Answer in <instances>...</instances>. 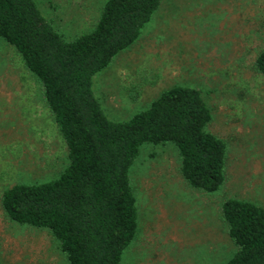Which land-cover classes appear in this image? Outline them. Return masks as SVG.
Listing matches in <instances>:
<instances>
[{
  "label": "rangeland",
  "instance_id": "obj_1",
  "mask_svg": "<svg viewBox=\"0 0 264 264\" xmlns=\"http://www.w3.org/2000/svg\"><path fill=\"white\" fill-rule=\"evenodd\" d=\"M68 39L90 31L106 0H35ZM264 0H161L139 37L93 77L114 120H127L172 85L196 87L212 110L208 130L226 141L224 183L205 192L182 177L172 142L141 146L130 171L138 210L121 264H224L232 256L221 205L264 206ZM67 163L39 82L0 38V264H67L46 229L18 224L1 206L7 186L55 178Z\"/></svg>",
  "mask_w": 264,
  "mask_h": 264
},
{
  "label": "trees",
  "instance_id": "obj_2",
  "mask_svg": "<svg viewBox=\"0 0 264 264\" xmlns=\"http://www.w3.org/2000/svg\"><path fill=\"white\" fill-rule=\"evenodd\" d=\"M160 1L106 0L94 27L68 39L35 0H0V38L39 82L67 157L55 178L4 188L1 206L50 232L67 264H121L138 227L130 171L143 144L172 142L197 190L225 181L226 141L208 130L212 110L198 88L172 85L127 120L110 118L94 93V75L139 37ZM254 66L264 75V49ZM221 211L235 246L224 264H264V206L228 197Z\"/></svg>",
  "mask_w": 264,
  "mask_h": 264
}]
</instances>
